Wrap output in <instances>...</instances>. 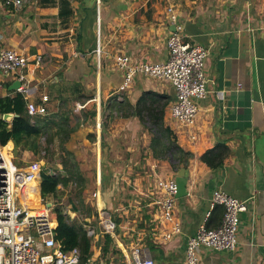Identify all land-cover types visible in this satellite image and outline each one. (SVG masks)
<instances>
[{"label": "crops", "instance_id": "crops-1", "mask_svg": "<svg viewBox=\"0 0 264 264\" xmlns=\"http://www.w3.org/2000/svg\"><path fill=\"white\" fill-rule=\"evenodd\" d=\"M98 1L26 0L14 11L0 0V49H15L31 61L42 56L40 67L32 62L28 67L24 83L32 90L28 101L40 104L47 95L49 114L56 115L62 100H69L74 128L76 119L87 118L72 133L67 148L81 166L95 169L94 175L87 174L96 184L92 194L97 193V199L91 207L101 205L98 211H111L120 220L117 230H124L130 201L140 204L137 217L147 224L141 225L147 228L149 241L131 242L127 248L116 236L124 261L132 264L133 248L140 245L156 264H184L187 241L198 228L220 226L223 207L211 210L210 204L214 193L223 191L248 201V210L240 215L238 246L233 252L203 247L200 264H264V0H101L100 11ZM170 8L177 15L176 23L170 21ZM176 27L185 42L209 51L205 68L209 93L197 102L199 115L190 129L168 114L176 99L169 83L137 74L122 89L125 71L115 63L118 56L129 57L133 65L167 61V39ZM15 82L7 79L0 96L13 95ZM146 92L168 99L165 125L179 146L194 156L185 168L188 195L177 199L173 223L161 218L157 188L159 180L177 178L172 161L155 157L151 131L132 112L124 118L122 112L102 107L112 105L114 99L134 107ZM79 105L84 108L78 109ZM92 110L97 113L94 121L87 117ZM109 116L113 120L105 121ZM95 119L111 123V158H105L103 128L101 133L96 129ZM90 134H96L93 143ZM218 145L224 146L227 156L222 166L212 169L201 157ZM103 166L109 168L104 172V181L110 183L107 188L102 184ZM145 168L151 179L144 175ZM176 225L179 233L173 232ZM143 226L139 232L145 230ZM98 233L93 259L96 264L114 261L113 256L103 259L107 254L98 244L104 235ZM166 236L170 237L166 240Z\"/></svg>", "mask_w": 264, "mask_h": 264}, {"label": "built area", "instance_id": "built-area-1", "mask_svg": "<svg viewBox=\"0 0 264 264\" xmlns=\"http://www.w3.org/2000/svg\"><path fill=\"white\" fill-rule=\"evenodd\" d=\"M26 0H2L7 9L20 10ZM101 0L98 1L100 11ZM170 21L176 23L177 15L173 8L169 9ZM169 58L161 63L131 64L127 56H118L115 63L119 70L125 71L123 88H128L135 75L142 74L151 79L169 83L175 91L176 99L168 107L170 118L185 128H192L199 115L197 102L208 95L207 79L205 76L206 60L209 51L198 45L185 42L180 35V28L167 39ZM101 55L100 48L97 49ZM42 65V56L32 61L23 53L12 48L0 49V91L7 79L12 78L21 82L18 92L27 96L32 90L24 85L27 79L29 65ZM222 95V93H220ZM27 111L32 117L49 115L47 95L41 97V103L27 100ZM84 106L79 105L78 109ZM102 128L101 122H96V129ZM193 140L196 136L192 135ZM0 147V264H83L82 254L78 248L64 250L56 239L54 220L49 215L50 202L41 196L40 185L43 170L37 164L19 168L14 164L11 152H5ZM52 174V173H49ZM159 202L161 218L168 223L174 221V211L177 201L176 179L159 180ZM93 196L97 198V193ZM52 203V202H51ZM53 205V203H52ZM221 206L224 215L220 226L208 229L201 225L196 234L187 241L184 264H200L201 248L214 251L233 252L238 246L240 215L248 210V201H241L223 191L214 193L211 200V210ZM52 208V207H51ZM70 212V211H69ZM68 215V214H67ZM76 217V214H73ZM99 222L103 230L101 235L115 236L117 226L107 211L100 209ZM88 236L98 237L99 233L92 227L91 222L85 225ZM174 233L180 232L176 225ZM166 236L165 239L167 240ZM84 264H96L90 257ZM132 264H156L151 254L143 246L133 248Z\"/></svg>", "mask_w": 264, "mask_h": 264}, {"label": "trees", "instance_id": "trees-1", "mask_svg": "<svg viewBox=\"0 0 264 264\" xmlns=\"http://www.w3.org/2000/svg\"><path fill=\"white\" fill-rule=\"evenodd\" d=\"M10 86L8 85V87ZM165 99L167 98L162 95L146 92L134 107L128 103L118 102L115 99L112 101L114 102L112 105H103L102 107L104 110L109 108L112 112H122L123 116H125L124 118L131 117L126 116V112H132L137 116L141 123L153 135L152 150L155 157L172 161L174 170L179 171L181 168H187L190 160L194 156L179 146L173 131L165 125L164 117L169 104V101H165ZM27 103L25 95L18 91L13 92V95L0 96V147H6L13 141L19 149L22 147L26 151L39 153L41 143L39 140L46 139V145H50L54 144L55 140L58 139L62 150L66 154L62 164L63 169L61 172L55 174L42 173L40 185L41 196L44 199H49L50 197L56 198L61 191L60 186L67 188L73 185L77 199L84 204L85 191L90 187L91 181L82 173L81 163L77 160L76 155L71 151H66V145L72 133L76 129H79L83 122H86L87 118L85 117L83 122L81 118L76 119V126L75 128L72 127V122L75 123V119L71 117L73 109L71 108L69 100H62L58 114L35 117L28 114ZM5 114H13L14 117L11 121H5L3 119ZM96 115V111L92 110L87 114V117L94 120ZM106 119L107 122L113 120L111 116ZM107 127L108 124L103 123L101 137L103 152L108 134ZM88 139L92 143L95 142L96 134H90ZM226 156L227 150L223 145H218L203 154L201 161L210 168L217 169L224 164ZM106 169L103 166L102 184L105 188L110 185L109 182L104 181V175L106 176L104 172L106 173ZM72 210L78 215H81V209L78 206L72 205ZM92 212L93 209L88 210L83 217L91 218ZM222 213H224V208ZM53 220L57 241L61 243L66 251L78 248L81 251L82 263L84 264L93 256V246L95 243L94 238L88 236L87 229L85 228L86 224L81 222L79 218L71 220L60 206L54 208ZM118 220H114L117 227L120 221ZM103 237H105L107 243V246L104 245L105 247L102 249L105 255L109 251L108 245L113 242V238L109 234H105Z\"/></svg>", "mask_w": 264, "mask_h": 264}, {"label": "rangeland", "instance_id": "rangeland-1", "mask_svg": "<svg viewBox=\"0 0 264 264\" xmlns=\"http://www.w3.org/2000/svg\"><path fill=\"white\" fill-rule=\"evenodd\" d=\"M95 120H96L95 121V127H96V122L98 120L101 122V124L103 126L102 120H100V119H95ZM105 121H107V119H105ZM110 127H111V123L108 124V127H107V133L108 134L106 133L107 134V138L105 141V143H106L105 144L106 145L105 146V158L106 159L114 156L113 151L111 152V150H110L111 148H110V144H109L112 141L111 135H110V132H111ZM101 131H102V128L99 130V132L101 133ZM39 142H41L39 153H33L32 151H28L27 154H24L26 152V150L23 149L22 147L20 149L17 148L13 141H11L9 143L10 145L6 149H7V151L8 150L11 151L13 162L19 168H25L26 164H28V165L37 164L39 167L42 168L43 172L52 173V174L61 172L63 169V166H62L63 160L66 157V154H65V151L62 150L60 143H59V140L56 139L54 144H50V145H46L47 144L46 139L45 140H39ZM68 142H67V144H68ZM66 148H67V145H66ZM66 151H71V150L69 148H67ZM71 152H73V151H71ZM81 170H82V173H84L86 175V177H87V174L94 175L93 172H95V169L93 166L88 167L84 163H82ZM146 170H147V168H145L143 171L144 175L147 176L148 179H151V175L149 173H147ZM108 171H109V168H108V170L106 169V172H108ZM152 179H153V177H152ZM39 182H41V181H39ZM95 185L96 184L94 182H91L89 185L90 187L85 191L84 204L79 202V200L77 199L76 194H75L76 191H75V188L73 185L68 186L67 188H63L62 186H60L61 191L59 192L58 196L56 198L50 197L48 199L50 203L51 202L53 203L52 208H50V210H49V215H50L51 219H54V208H56L57 206H60L63 208L64 212L66 214H68V216L70 217L71 220L79 218V220L81 222H84L85 224H87L88 222H91L92 227L97 231V233L101 232L103 230V228L101 227L100 222H99L100 210L98 211L97 207H102V206L99 205L97 207L96 206L91 207V205H92L91 201L93 202L94 199H97L92 194L93 190L95 188ZM147 185H148V183H147ZM92 186H93V188H91ZM87 192H89L92 195L91 198H89V200L87 198L90 196V194H88ZM134 200L135 199L131 200L130 201L131 204L129 203V205L127 206L128 213L125 215V217L127 216V218L125 220L126 221V223H125L126 228L124 230L119 228V230H117L115 232V237L113 238V242L108 245L109 251L106 253L107 255L103 256L104 260H108V258L110 256H113L112 259L114 261L108 260L105 264H128L129 263V262L124 261V258L121 255L119 248L117 247L118 244L116 243V241H114L116 236H117V238L120 237V241L127 248L131 247V245H130L131 242H135L136 244H138V243L142 244L143 242L148 243V241H149V238H148L149 235L147 233V228L143 226V225L147 226V224H145V222H143V221L141 222L139 217H137V213H140L142 211V210H139V208L136 209V206L139 207L140 204H138ZM72 205L78 206L81 209V215L82 216L80 214L78 215L76 212H73ZM157 206H156V208H157ZM90 209L91 210L93 209V212L90 216L91 217L90 220H87V218H84L83 216ZM146 209L150 210L149 208H146ZM74 213L76 214V217H73ZM110 213H109V215L114 220H116L117 219L116 215L113 214L111 211H110ZM141 224H143V225H141ZM141 226H143L145 230L142 232H139V231H141L140 230ZM139 233H140V235H139ZM142 233H144V234H142ZM138 238L142 239V240L139 242L136 241ZM101 239H102V241L100 242V244H98V246H101V249H103L105 246H107V243H106L105 237H103ZM96 245L97 244H95V246ZM138 246H140V245H138ZM135 247H137V246H135ZM143 248H145V247H143Z\"/></svg>", "mask_w": 264, "mask_h": 264}, {"label": "water", "instance_id": "water-1", "mask_svg": "<svg viewBox=\"0 0 264 264\" xmlns=\"http://www.w3.org/2000/svg\"><path fill=\"white\" fill-rule=\"evenodd\" d=\"M21 87V82L16 81L12 86L11 90L17 91ZM14 117L13 114H5L3 116V119L5 121L12 120ZM189 173L185 168H181L177 173L176 183H177V199L184 198L188 195L187 192V181H188ZM49 208H51L53 205L52 203H49L47 205ZM103 210V208H102Z\"/></svg>", "mask_w": 264, "mask_h": 264}]
</instances>
